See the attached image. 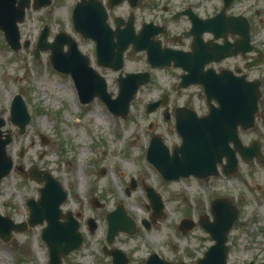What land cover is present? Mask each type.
Wrapping results in <instances>:
<instances>
[{
    "label": "rangeland",
    "instance_id": "374dc122",
    "mask_svg": "<svg viewBox=\"0 0 264 264\" xmlns=\"http://www.w3.org/2000/svg\"><path fill=\"white\" fill-rule=\"evenodd\" d=\"M76 0H52L47 6L26 9L19 23L21 46L11 49L0 29V116L5 119L2 129L12 135L6 151L13 159L11 171L0 179V213L13 221L27 217L26 199L37 198L42 181L29 176V168L47 170L68 193L61 204L62 211H79L81 245L62 257V264H112L110 255L103 252V245L121 249L128 257L127 264H144L146 256L154 251L161 258L185 264H195L196 258L213 242L208 233L197 225L201 215L209 213V201L215 196H226L235 203L238 215L229 233L227 264H244L249 260H264V166L256 159L244 161L238 158V170L228 177L201 181L197 177H179L163 180L158 171L146 160V148L152 134L161 135L170 148L180 138L174 128V120L163 118L160 109L145 111V104L156 99L164 91L169 94L170 107L190 105L204 111L206 105L201 88L193 85L177 89L174 75L179 71L172 67L153 69L146 61L144 51L124 53L123 71L149 70V82L140 86L130 101L128 113L115 116L97 98L81 104L78 101L72 78L54 70L49 64V50L41 51L38 59L32 50L37 35L44 24L49 27L48 39L65 31L78 43L79 49L91 59V65L104 76L107 90L115 96L118 90V72L95 63L94 42L82 39L72 28L71 9ZM106 6L107 0H101ZM222 0H137L131 8L127 0L108 8V21L121 16L126 19L132 10L135 31L141 22L152 21L165 26L166 34L156 35L163 45L188 48L190 36L183 34L190 27L189 19L182 15L171 19L174 12L189 7L200 17L217 12ZM227 14H242L250 23V42L264 52V0H233ZM178 34V35H175ZM180 34V36H179ZM175 35V36H174ZM177 38L173 40L174 38ZM236 34H229L234 41ZM212 38L210 32L203 39ZM28 41L24 47L23 42ZM217 41L221 42L218 38ZM257 57L252 50L212 61L206 66L216 71L220 68H241L247 79L260 80L261 95L255 125L238 134L243 144L252 140L260 143L264 153V58L247 66L246 61ZM15 93L21 94L31 119L24 133L16 134V126L8 120L9 105ZM152 126L148 128V124ZM20 147H23L22 153ZM87 150L85 157H80ZM127 165L128 169H123ZM104 167V168H102ZM103 169V170H102ZM131 178L137 185L129 193L125 191ZM143 184L150 185L161 195L164 215L145 228L142 218L149 219L151 208ZM96 199L99 206L92 203ZM121 202L136 223L133 234L118 232L111 244L106 243L105 214ZM135 209V210H133ZM192 217L196 226L186 232L178 228L182 217ZM88 217L96 222L89 231ZM44 224L30 226L22 232H12L9 241L0 239V264H48V251L40 237Z\"/></svg>",
    "mask_w": 264,
    "mask_h": 264
},
{
    "label": "water",
    "instance_id": "95a60500",
    "mask_svg": "<svg viewBox=\"0 0 264 264\" xmlns=\"http://www.w3.org/2000/svg\"><path fill=\"white\" fill-rule=\"evenodd\" d=\"M122 0H108V6L119 3ZM232 0H223L221 10L212 17L199 18L190 10L187 13L191 19V28L188 34L193 36L190 44L191 51H179L169 48H161L158 40L151 36L160 31L152 23H143L138 33L134 32L133 14L130 13L124 22L121 17H114L115 29L107 23V13L99 0H80L72 10L73 28L83 38L95 40V56L98 64L109 66L118 70L123 66V52L129 44L133 50L145 49L147 59L153 66L168 65L170 60L174 66H180L186 71L182 75L179 87L188 86L191 83H200L203 86L209 111L203 116H196L195 111L186 107H178L175 112V127L181 137V142L172 148L171 154L158 135L150 139L147 150V159L158 169L161 176L166 179H175L179 176L193 174L202 177L215 173V163L226 156L227 162L223 165L224 172H235L237 166L236 150L239 155L250 160L256 157L264 164V154L260 151L257 141L249 145H243L237 127L240 125L246 129L253 125L257 101L260 96L259 81L257 79L247 81L244 75L235 76L229 70L215 73L212 68L203 70V66L212 61L220 60L225 56L251 49L249 44V25L245 17L241 15L226 16L225 9ZM135 6L137 0H128ZM50 3V0H33V6L38 8ZM29 0H0V29L3 30L6 41L13 49L20 47L18 22L22 21L25 7L29 6ZM124 23L125 26H119ZM203 31H210L214 38L222 37L223 43L213 42L212 39L204 42L201 39ZM228 32L238 34L234 42L227 40ZM49 28L47 25L41 29L35 49L34 57L38 58L40 50H50L49 61L58 71L69 73L74 79L81 102H89L94 96L108 107L116 115H125L139 85L149 79L148 72L121 73L117 77L118 91L115 97H111L106 89L105 79L89 65V58L81 53L75 39L66 32H58L52 41L47 40ZM115 38V40H114ZM28 41L24 42L27 46ZM67 45V50L63 46ZM254 59L250 64L257 63ZM217 101V106L211 103V99ZM158 102L146 105L147 111L153 110ZM9 120L17 125V133L22 134L30 120V114L19 94H15L11 100ZM5 120L0 117V178L7 174L12 167V159L6 153V145L11 140V135L5 133L1 126ZM233 143V148L229 142ZM29 175L43 185L39 189L38 199L28 198L27 221L14 222L9 216L0 214V238L6 242L10 239L12 231L22 232L29 226L46 222L41 228L40 237L48 249L49 264H62L61 258L70 251L77 249L82 243V233L79 231V221L71 211L62 212L60 204L67 197V193L48 171L38 169L36 165L29 168ZM136 182L132 179L129 188H134ZM146 196L152 207L150 221L142 222L148 228L150 222H155L158 217L164 215L163 202L159 193L150 186H145ZM96 204V203H95ZM210 210L212 221L200 219L199 223L215 240L202 257H198L195 264H225L228 247L225 245L226 235L236 218V210L224 198L217 197L211 201ZM61 217L64 219L61 220ZM107 231L106 240L111 243L115 234L124 231L134 233V221L126 215L121 204L106 214ZM194 221L184 217L179 222L182 231L191 229ZM88 227L92 232L95 227L93 218L88 219ZM105 253L112 256V264H127L128 258L121 249L104 247ZM145 264H185L183 261L171 262L159 257L155 252L150 253ZM247 264H254L249 262ZM257 264H264V261Z\"/></svg>",
    "mask_w": 264,
    "mask_h": 264
},
{
    "label": "flooded vegetation",
    "instance_id": "af4514ba",
    "mask_svg": "<svg viewBox=\"0 0 264 264\" xmlns=\"http://www.w3.org/2000/svg\"><path fill=\"white\" fill-rule=\"evenodd\" d=\"M177 75V74H176ZM207 111V107H206V109L204 110V111H199L198 112V114L199 115H201V114H203V113H205ZM172 114H173V112H174V108L172 109V111H170ZM217 169L219 170V171H221L222 170V165L221 164H218L217 165ZM229 175H223V174H219V175H209V176H206V177H204V178H202V179H200L201 181H206V180H215V179H219V178H221V177H228ZM226 197V196H225ZM227 199H229L228 197H226ZM231 201V200H230ZM232 202V201H231ZM235 224V223H234ZM230 233V232H229ZM229 233H228V238H229Z\"/></svg>",
    "mask_w": 264,
    "mask_h": 264
},
{
    "label": "bare ground",
    "instance_id": "6f19581e",
    "mask_svg": "<svg viewBox=\"0 0 264 264\" xmlns=\"http://www.w3.org/2000/svg\"><path fill=\"white\" fill-rule=\"evenodd\" d=\"M87 150H83L80 154V157H85L87 155ZM123 169L127 170L128 169V166L127 165H122ZM135 210V209H133Z\"/></svg>",
    "mask_w": 264,
    "mask_h": 264
}]
</instances>
